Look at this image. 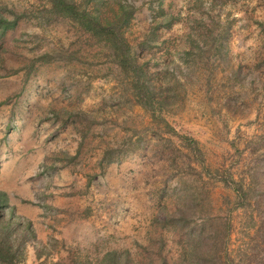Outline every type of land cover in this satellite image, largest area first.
Listing matches in <instances>:
<instances>
[{"label":"rangeland","instance_id":"1","mask_svg":"<svg viewBox=\"0 0 264 264\" xmlns=\"http://www.w3.org/2000/svg\"><path fill=\"white\" fill-rule=\"evenodd\" d=\"M88 7H132L127 60L49 0H0L17 264H264V0Z\"/></svg>","mask_w":264,"mask_h":264},{"label":"trees","instance_id":"2","mask_svg":"<svg viewBox=\"0 0 264 264\" xmlns=\"http://www.w3.org/2000/svg\"><path fill=\"white\" fill-rule=\"evenodd\" d=\"M89 2L97 5L98 0H49L51 9L56 15L68 19L77 28L104 41L113 49L117 57L121 56L122 60H127L130 56V45L123 36L122 26L128 22L132 14V7H129V11L126 12L123 7H119V12L114 15L113 19H104L91 11L88 7ZM122 64L125 65L123 61ZM4 198V194L0 192V227L3 223L1 208ZM1 229L5 234V231H8V225L6 224V227H1ZM2 234L0 232V236ZM12 246L9 240L0 239V264H17Z\"/></svg>","mask_w":264,"mask_h":264}]
</instances>
